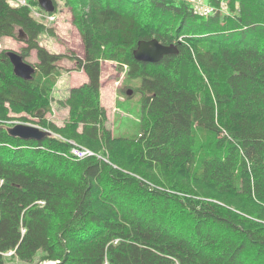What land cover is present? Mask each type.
I'll return each mask as SVG.
<instances>
[{"label":"trees","instance_id":"16d2710c","mask_svg":"<svg viewBox=\"0 0 264 264\" xmlns=\"http://www.w3.org/2000/svg\"><path fill=\"white\" fill-rule=\"evenodd\" d=\"M52 1L71 10L83 57L50 52L40 37L54 27L0 0V43L23 31L21 55L38 58L26 80L0 49V264L7 251L41 252L40 264H264V0H205L208 15L189 0ZM154 37L179 52L137 59ZM65 58L88 80L57 99L58 124L47 113ZM103 61L142 80L136 137L108 125ZM22 113L53 133L11 135ZM67 139L107 158H75Z\"/></svg>","mask_w":264,"mask_h":264},{"label":"rangeland","instance_id":"374dc122","mask_svg":"<svg viewBox=\"0 0 264 264\" xmlns=\"http://www.w3.org/2000/svg\"><path fill=\"white\" fill-rule=\"evenodd\" d=\"M10 1V0H9ZM194 7H197L198 11H203L206 8L205 0H189ZM10 3H12L10 1ZM37 10L39 8L37 7ZM57 18L55 21H47L45 18H36L38 21L47 24V26L54 27L55 35L42 34L40 42L50 52L55 54H67L75 55L77 57H83L85 53L84 43L80 32L73 23V15L71 10L63 3L60 4L56 13ZM25 43L19 38L5 37L0 43V49H4L7 52L15 51L21 52ZM27 61L33 65L38 63L36 50H32ZM61 75L59 83L56 87L55 98H62L69 92V86L74 83L80 82L81 76L86 75L83 70H76L75 63L70 58H65L61 63ZM71 75H73L71 77ZM102 100L107 103L108 107V125L112 129L113 134L116 136L136 137L141 134V113H142V93L140 90H133L140 86L142 80L140 77H131L128 75V66H121L113 61L102 62ZM115 85L112 89L116 93L115 104H108L109 97L106 94V90H109L110 85ZM131 91V92H130ZM130 92V93H129ZM132 96H128V95ZM117 101V104H116ZM54 110L51 113H47V116L57 121H64L68 115V109L60 107L54 103ZM107 109V108H106ZM43 112H40V115ZM26 114L22 113L19 116ZM28 115V114H26ZM50 115V116H49ZM28 120H22L20 118L15 119L17 123L25 124H37L38 119L28 115ZM61 122V123H62ZM90 148V147H89ZM92 156L99 158H107L102 152L93 150ZM41 252L31 260H24L18 256H11L6 254L4 256L6 264H40ZM50 262L49 264H52ZM44 264V263H42Z\"/></svg>","mask_w":264,"mask_h":264},{"label":"water","instance_id":"95a60500","mask_svg":"<svg viewBox=\"0 0 264 264\" xmlns=\"http://www.w3.org/2000/svg\"><path fill=\"white\" fill-rule=\"evenodd\" d=\"M39 1L41 7L44 10L48 12L55 11V5L52 0ZM25 37L26 34L21 31L19 38L24 39ZM178 52L179 48L177 44L167 45L160 42L157 38L154 37L148 40H141L138 44V47L135 49L134 54L137 59L143 60L145 62L157 63L161 61L164 56L168 54H177ZM8 56L14 66V72L19 77L24 78L26 80H30L33 78L37 68L33 64L26 61L21 55V53L9 51ZM8 131L11 135L26 140H43L44 138L52 134L51 130L43 129L39 126L25 123H17L14 126L10 127Z\"/></svg>","mask_w":264,"mask_h":264},{"label":"built area","instance_id":"2783aa9c","mask_svg":"<svg viewBox=\"0 0 264 264\" xmlns=\"http://www.w3.org/2000/svg\"><path fill=\"white\" fill-rule=\"evenodd\" d=\"M10 1L15 6H21V5L29 6L32 9L33 15L37 18H40V19L45 18V19H47V21H50V22L55 21L57 18V16L55 14H51V13H47L44 11L37 10L36 7L30 5L28 0H10ZM213 11H214L213 7L207 5L206 8L201 12L202 13H211ZM68 141L71 143L70 154L73 157L78 158V159H82V158H85L87 156H92L93 151L91 148L77 142L74 139H68ZM49 263L50 262H44V264H49Z\"/></svg>","mask_w":264,"mask_h":264},{"label":"crops","instance_id":"0c3cea01","mask_svg":"<svg viewBox=\"0 0 264 264\" xmlns=\"http://www.w3.org/2000/svg\"><path fill=\"white\" fill-rule=\"evenodd\" d=\"M73 75H71V77H72ZM81 76V79H80V82H78V83H74V84H71L70 86H69V88L70 87H72V86H76V85H79V84H82L83 82H85V81H87L88 80V76L87 75H80ZM62 77V76H61ZM115 85H110L109 87H108V89L109 90H106V94H107V96L109 97V102H108V104H110V105H114L115 104V96L117 97V91H116V93L115 92H113V90L112 89H114L113 87H114ZM102 89H103V87L101 88V93H102V95L104 94V91H102ZM57 92V91H56ZM54 95H56V94H54ZM65 96H67V94L65 95ZM64 96V97H65ZM57 99H59V98H57ZM102 102H103V104L105 105V107L107 108V114H108V107H107V103L106 102H104L103 100H102ZM56 103H57V101H56ZM116 104H117V101H116ZM68 111V110H67ZM50 116V115H49ZM108 118H109V115H108ZM62 121H57V123L58 124H62L61 123Z\"/></svg>","mask_w":264,"mask_h":264},{"label":"bare ground","instance_id":"6f19581e","mask_svg":"<svg viewBox=\"0 0 264 264\" xmlns=\"http://www.w3.org/2000/svg\"><path fill=\"white\" fill-rule=\"evenodd\" d=\"M224 6H225V5H224ZM195 9L198 11L197 7H195ZM199 12H201V11H199ZM13 254H14L13 252L8 251V255H13Z\"/></svg>","mask_w":264,"mask_h":264}]
</instances>
